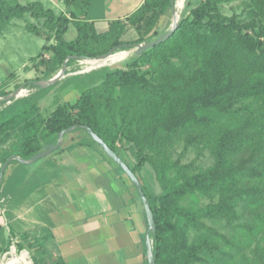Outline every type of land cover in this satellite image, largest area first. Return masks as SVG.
Segmentation results:
<instances>
[{"label": "trees", "instance_id": "obj_1", "mask_svg": "<svg viewBox=\"0 0 264 264\" xmlns=\"http://www.w3.org/2000/svg\"><path fill=\"white\" fill-rule=\"evenodd\" d=\"M62 1L67 11L57 14L38 0H0V31L11 19L28 15L26 29L46 39L32 61L37 68L45 66L47 78L69 56L92 59L157 37L171 7L170 0H144L100 33L94 20L103 14L105 0ZM236 1L244 3L243 10L226 14L222 5ZM190 2L185 0L184 10ZM71 22L77 35L67 40ZM129 28L136 36L126 39ZM46 52L48 59L43 58ZM133 57L125 67L100 69L105 73L99 83L83 88L75 101H63L45 117L35 103L23 115L1 119L0 172L10 156L31 158L72 126L96 143L84 128L89 126L142 183L156 223V264H203L207 256L210 264H264V236L256 240L264 233V185L251 183L264 181V0H199L188 13L183 11L170 37ZM102 60L107 59L96 61ZM13 132L18 134L15 142ZM182 133L184 152L202 143L211 150L214 163L196 171L193 160L172 159L169 148ZM79 144L83 141L75 145ZM236 181L247 184L222 191L217 202L181 204ZM155 182L161 195L155 192ZM5 190L1 183L0 195ZM239 205L251 212L252 221L239 222ZM222 219L234 230V241L206 224ZM191 229L212 232L211 243L207 238L190 244ZM239 238L251 248L245 261H237L226 248L237 246ZM5 250L0 242V253ZM33 264L65 263L56 258L34 259Z\"/></svg>", "mask_w": 264, "mask_h": 264}, {"label": "crops", "instance_id": "obj_2", "mask_svg": "<svg viewBox=\"0 0 264 264\" xmlns=\"http://www.w3.org/2000/svg\"><path fill=\"white\" fill-rule=\"evenodd\" d=\"M143 1L105 0L103 14L94 20L96 29L105 32L111 20L125 18ZM132 30L126 39L136 36ZM64 140L65 135L62 148L54 151V163L34 162L29 170L18 163L6 167V196L0 198L5 205L0 209L6 211L0 223L7 218L16 237L44 240L47 257L42 262L61 258L65 264H148L149 227L135 185L96 143L72 136L64 145ZM23 254L29 257L27 251Z\"/></svg>", "mask_w": 264, "mask_h": 264}, {"label": "rangeland", "instance_id": "obj_3", "mask_svg": "<svg viewBox=\"0 0 264 264\" xmlns=\"http://www.w3.org/2000/svg\"><path fill=\"white\" fill-rule=\"evenodd\" d=\"M14 1V0H11ZM22 3H26L32 0H20ZM41 1L46 7L52 8L57 14L67 11V7L62 0H38ZM138 0H136L137 2ZM188 0H186L187 2ZM190 4L185 7V0L184 4L179 16L184 11V13H188L189 10L196 6L199 3V0H190ZM135 2V3H136ZM176 2V1H175ZM176 5V3H175ZM244 3L241 1H236L233 3H227L222 5L223 11L231 15L234 12L240 13L243 10ZM29 16L27 15L25 19H18L14 18L11 19L3 30L0 31V120L4 118L11 117L13 114H24V110L29 109L31 105L35 103L38 105L39 110L42 116H47L55 107L62 103L63 101H70L73 102L79 96L80 91L88 86H92L94 84L99 83L105 73L104 67H125L127 63H129L134 57L135 48L126 47L122 48L121 50H116L111 56L107 58L108 62L106 65L101 67L96 66L97 61L94 60H81L79 58H74L71 60L70 64L67 68L66 75L61 78L55 84H52L46 88L34 87L32 82L46 79L47 77L43 75V69L45 66L42 65L41 67L37 68L32 61V57H36L42 51V46L46 43V39L41 36L37 35L33 32H30L26 29L25 25L26 22L29 21ZM174 24V15L172 12L171 7L167 10L166 14L163 16L162 20L160 21L158 30L160 33L165 32ZM134 31V30H132ZM76 28L74 24L71 22L69 24V28L65 33L66 39H73L76 36ZM133 33V32H132ZM130 37V34L127 35ZM155 37V36H154ZM152 37V38H154ZM130 39V38H128ZM115 55V56H114ZM123 55V56H122ZM50 56L49 52L44 53L43 58L48 59ZM115 57H119V59L114 60ZM122 56V57H121ZM78 59V60H77ZM60 70V69H59ZM59 70H56L54 74H57ZM91 75V76H89ZM38 78V79H36ZM20 88L18 96L13 98L11 101H6L1 98L2 95H6V93L15 92ZM6 107V108H5ZM3 108H5L3 110ZM2 109V110H1ZM8 111V112H6ZM6 112V113H5ZM5 113V114H4ZM1 122V121H0ZM15 132H13L14 134ZM74 136L76 139H83L90 138L87 134L82 130H76L73 132H69L65 134L64 145H67L70 141V138ZM179 140L173 144L169 148V153L172 159H176L177 157H181L183 163H189L192 160L195 162V170H199V168L210 166L214 163V156L212 155L211 150L200 143L198 146H191L185 152L183 151L184 148V139L183 133L179 135ZM14 138V142L18 139V134L15 133L12 135ZM18 141V140H17ZM90 143H93L90 140ZM96 145V144H94ZM55 153H50L47 156L39 159L35 162V164L40 163H47L55 161L54 157ZM128 156L131 158V152L128 153ZM133 160V157L131 158ZM17 164V162H13ZM34 163L28 164V170L35 165ZM48 164V163H47ZM27 168V167H24ZM23 171L19 170L18 172ZM122 171V170H121ZM28 175L25 172V177ZM49 178L50 176L47 175ZM254 185L261 183L264 185V181H253L251 182ZM246 182H235L230 187L222 186L217 191H215L210 196H201L198 195L195 199H190L189 197L186 198L181 202V204L185 207L192 206V205H204L209 202H217L220 193L224 190H231L236 187H242L246 185ZM155 192L157 195H161V187L155 182ZM0 198L2 196H6L3 191L1 192ZM22 197V195H20ZM9 198V197H6ZM1 202V199H0ZM1 206H5L0 203ZM236 210L240 214L239 222H249L253 220V215L251 212H248L247 209L243 208L242 205L237 206ZM6 210L1 211L0 214L3 216V213ZM9 216V213L7 214ZM1 221V220H0ZM3 222L0 223V242L2 248L6 247V250L10 248L11 245V238H16L9 228L10 225L7 224V218L2 220ZM206 224L215 228V230L223 235H225L230 240L234 241V230L228 224L225 219L222 220H206ZM214 234L212 232H206L202 230L191 229L188 232V241L190 244L194 243H201L208 240L211 243L212 237ZM261 236H264V233H260L256 240H260ZM34 238V237H33ZM20 242L17 244V248L27 249L30 252V259L31 264H33L34 259L43 261L46 259V254L44 249L46 248V243L44 240L31 239L28 236H19ZM214 242V241H213ZM223 245V244H222ZM224 246V245H223ZM222 246V247H223ZM227 250H230L234 253L235 258L237 261H245L247 258L250 257L251 248L246 245L245 241L239 238V242L237 246L233 247H226ZM5 250V251H6ZM201 255L206 257L208 253L202 252ZM210 256L206 257L205 262L203 264H210L211 262ZM243 263V262H242Z\"/></svg>", "mask_w": 264, "mask_h": 264}, {"label": "water", "instance_id": "obj_4", "mask_svg": "<svg viewBox=\"0 0 264 264\" xmlns=\"http://www.w3.org/2000/svg\"><path fill=\"white\" fill-rule=\"evenodd\" d=\"M171 3V9L174 12L175 11V0H170ZM179 25V20H177L169 29H167L165 32L160 33L157 37H154L153 39L149 40V41H145V42H141V43H137L133 46V48H135L134 51V55H140L142 54L145 50L154 47L155 45L163 42L164 40H166L168 37L171 36V34L177 29ZM117 48H113L110 52L103 54L101 56H98L96 58H101V57H108L110 56L112 53L115 52ZM70 58H88V57H78L76 55L74 56H69L63 63L61 69L59 70V72L57 74H54L52 76H50L49 78L43 79V80H38L33 83L34 87H40V88H46L52 84H55L56 82H58L61 78H63L66 75V71H67V61ZM20 91V88L15 91V92H11L8 93L4 96H1V98H3L6 101H11L13 98L18 96V93ZM76 126H72L68 129L62 130L59 133V138L58 141L55 143H49L45 146V149L36 153L35 155H33L31 158H23L19 155H12L10 156L2 165L1 167V172H0V184L2 183L3 180V175H4V171L6 169V167L8 165H10V162L12 160H17L21 163L24 164H31L34 163L36 161H38L39 159L47 156L48 154L52 153L53 151H55L56 149H58L61 146L63 137L66 133H69L71 131H73L75 129ZM85 130L89 133V135L93 138V140L105 151V153L111 158L113 159L125 172V174L128 176V178L132 181V183L135 185V187L138 189L140 198L143 202L144 208H145V212H146V216H147V221H148V233L146 236V246H147V258H148V264H156V258H155V254H154V249H153V240L152 237L155 234L156 231V223H155V219H154V213L152 211L151 205H150V201L149 198L146 196L144 190H143V186L141 181L139 180V178L136 176V174L132 171V169L130 168V166L115 152L113 151L107 144L106 142L96 133L93 131L92 128H90L89 126H84Z\"/></svg>", "mask_w": 264, "mask_h": 264}, {"label": "built area", "instance_id": "obj_5", "mask_svg": "<svg viewBox=\"0 0 264 264\" xmlns=\"http://www.w3.org/2000/svg\"><path fill=\"white\" fill-rule=\"evenodd\" d=\"M19 242H20V239H18V237L11 238L10 248L8 250L0 253V264H24V261L22 259H19L17 262L11 261L13 258H17V259L20 258L25 251H27L29 253V256H30L29 250H27V249L20 250L17 248V244Z\"/></svg>", "mask_w": 264, "mask_h": 264}, {"label": "bare ground", "instance_id": "obj_6", "mask_svg": "<svg viewBox=\"0 0 264 264\" xmlns=\"http://www.w3.org/2000/svg\"><path fill=\"white\" fill-rule=\"evenodd\" d=\"M176 2V5H175V11L173 12V15H174V23L177 21V20H179V16H180V13H181V10H182V7H183V4H184V0H175ZM113 54V53H112ZM111 54V55H112ZM110 55V56H111ZM115 56V55H114ZM114 56H113V58H114ZM123 56V55H122ZM121 56V57H122ZM109 57V56H108ZM108 57H101V58H92V60H100V59H107ZM81 60L83 59H85V60H91V59H89V58H80ZM117 59H119V57H115L114 58V60H117ZM107 62H108V60H102V61H98L97 62V65L96 66H99V67H101V66H103V65H106L107 64ZM25 257H24V261H25V263L26 264H30V259H29V257L27 256V254H23ZM19 259H21V257L20 258H13L11 261L12 262H17ZM24 263V264H25Z\"/></svg>", "mask_w": 264, "mask_h": 264}]
</instances>
